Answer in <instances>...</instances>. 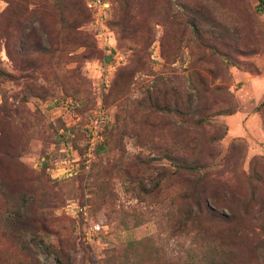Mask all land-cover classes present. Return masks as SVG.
<instances>
[{
	"label": "rangeland",
	"instance_id": "obj_1",
	"mask_svg": "<svg viewBox=\"0 0 264 264\" xmlns=\"http://www.w3.org/2000/svg\"><path fill=\"white\" fill-rule=\"evenodd\" d=\"M105 1L0 0V264H264V0Z\"/></svg>",
	"mask_w": 264,
	"mask_h": 264
},
{
	"label": "built area",
	"instance_id": "obj_2",
	"mask_svg": "<svg viewBox=\"0 0 264 264\" xmlns=\"http://www.w3.org/2000/svg\"><path fill=\"white\" fill-rule=\"evenodd\" d=\"M86 9L91 12L90 24L93 27L92 36L95 45L100 50H108L110 47V37L105 26V13L108 9V4L105 0H85ZM56 108L62 114L67 115L69 120L80 122L79 115L76 114L78 105L75 100L62 99L56 102ZM105 121V110L102 106H96L88 118L85 125V140L83 144V157L86 165L93 160L98 148L103 143V127ZM74 214L80 217L84 222L89 220L86 206L73 205L70 208ZM105 233L104 227L97 223L87 224L83 230V240L91 242L97 235Z\"/></svg>",
	"mask_w": 264,
	"mask_h": 264
},
{
	"label": "trees",
	"instance_id": "obj_3",
	"mask_svg": "<svg viewBox=\"0 0 264 264\" xmlns=\"http://www.w3.org/2000/svg\"><path fill=\"white\" fill-rule=\"evenodd\" d=\"M107 22L105 21V24H106Z\"/></svg>",
	"mask_w": 264,
	"mask_h": 264
}]
</instances>
